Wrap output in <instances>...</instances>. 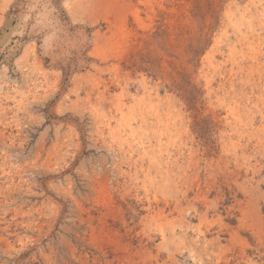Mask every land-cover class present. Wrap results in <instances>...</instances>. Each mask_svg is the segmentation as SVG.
Instances as JSON below:
<instances>
[{"label": "rangeland", "instance_id": "rangeland-1", "mask_svg": "<svg viewBox=\"0 0 264 264\" xmlns=\"http://www.w3.org/2000/svg\"><path fill=\"white\" fill-rule=\"evenodd\" d=\"M0 264H264V0H0Z\"/></svg>", "mask_w": 264, "mask_h": 264}]
</instances>
